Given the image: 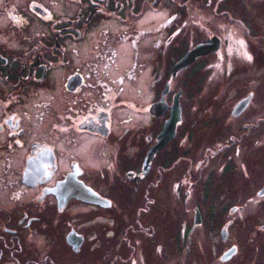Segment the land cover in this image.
I'll return each mask as SVG.
<instances>
[{
    "label": "flooded vegetation",
    "instance_id": "flooded-vegetation-1",
    "mask_svg": "<svg viewBox=\"0 0 264 264\" xmlns=\"http://www.w3.org/2000/svg\"><path fill=\"white\" fill-rule=\"evenodd\" d=\"M0 264H264V0H0Z\"/></svg>",
    "mask_w": 264,
    "mask_h": 264
},
{
    "label": "water",
    "instance_id": "water-1",
    "mask_svg": "<svg viewBox=\"0 0 264 264\" xmlns=\"http://www.w3.org/2000/svg\"><path fill=\"white\" fill-rule=\"evenodd\" d=\"M192 60H189V58L186 60V59H183L176 67H175V70L178 71V70H181L182 68H184L186 65H189V63L191 62ZM178 109V107H177ZM175 126V125H174ZM171 129V128H170Z\"/></svg>",
    "mask_w": 264,
    "mask_h": 264
}]
</instances>
